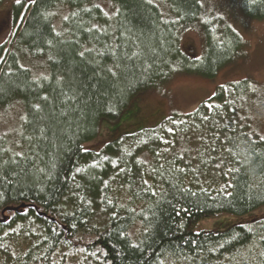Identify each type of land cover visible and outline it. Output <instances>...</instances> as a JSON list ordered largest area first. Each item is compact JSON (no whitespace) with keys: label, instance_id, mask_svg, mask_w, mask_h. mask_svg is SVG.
<instances>
[{"label":"trees","instance_id":"trees-1","mask_svg":"<svg viewBox=\"0 0 264 264\" xmlns=\"http://www.w3.org/2000/svg\"><path fill=\"white\" fill-rule=\"evenodd\" d=\"M99 1L10 8L0 111L20 104L22 123L17 139L0 135V221L17 209L0 222V264H264V218L193 231L264 205V134L241 116L249 79L218 87L190 114L84 149L102 120L118 121L176 75L213 79L242 55L241 37L205 16L201 0H164L167 15L151 0H106L110 12ZM236 2L246 18H264V0ZM192 27L204 37L200 58L181 48ZM36 60L42 74L26 65Z\"/></svg>","mask_w":264,"mask_h":264},{"label":"rangeland","instance_id":"rangeland-1","mask_svg":"<svg viewBox=\"0 0 264 264\" xmlns=\"http://www.w3.org/2000/svg\"><path fill=\"white\" fill-rule=\"evenodd\" d=\"M21 1V0H20ZM31 2L33 0H24ZM157 3L167 15L164 0H151ZM17 0H1L0 3V45L12 34L10 8ZM103 9L110 12V3L100 0ZM203 14L221 20L241 37L244 44L242 55L227 65L213 79L199 76L176 75L160 87L145 92L133 99L116 122L102 120L95 139L84 144L85 150L98 151L105 144L146 129L157 127L170 115H186L194 112L204 101L210 99L216 89L227 83L249 79L253 86L250 101L241 110L253 132L264 134V18L250 20L241 12L236 0H201ZM64 14H57L55 24ZM181 48L190 57L200 58L205 51L204 37L200 30L192 27L181 35ZM43 61L27 62L34 74H42L46 67ZM23 64V63H22ZM46 70V68H45ZM15 105L0 111V135L8 139L21 133L22 109ZM264 218V205L246 215L233 216L219 214L203 219L193 226V231H223L234 226L248 225Z\"/></svg>","mask_w":264,"mask_h":264},{"label":"water","instance_id":"water-1","mask_svg":"<svg viewBox=\"0 0 264 264\" xmlns=\"http://www.w3.org/2000/svg\"><path fill=\"white\" fill-rule=\"evenodd\" d=\"M22 208H23V207H22ZM12 210L17 211V209H6V210H4V211L2 212L3 221H0V222H4V221H6L7 217L4 216V213H5L6 211H12Z\"/></svg>","mask_w":264,"mask_h":264},{"label":"snow or ice","instance_id":"snow-or-ice-1","mask_svg":"<svg viewBox=\"0 0 264 264\" xmlns=\"http://www.w3.org/2000/svg\"><path fill=\"white\" fill-rule=\"evenodd\" d=\"M20 2V0H17V3H19Z\"/></svg>","mask_w":264,"mask_h":264}]
</instances>
